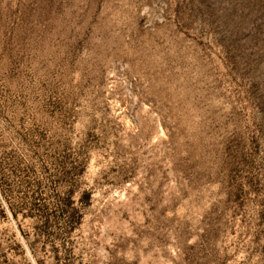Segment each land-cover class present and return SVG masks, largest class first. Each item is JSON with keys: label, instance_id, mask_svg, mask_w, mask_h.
<instances>
[{"label": "rangeland", "instance_id": "374dc122", "mask_svg": "<svg viewBox=\"0 0 264 264\" xmlns=\"http://www.w3.org/2000/svg\"><path fill=\"white\" fill-rule=\"evenodd\" d=\"M0 264H264V0H0Z\"/></svg>", "mask_w": 264, "mask_h": 264}]
</instances>
